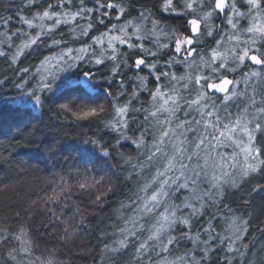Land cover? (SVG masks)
<instances>
[{
  "label": "snow or ice",
  "instance_id": "1",
  "mask_svg": "<svg viewBox=\"0 0 264 264\" xmlns=\"http://www.w3.org/2000/svg\"><path fill=\"white\" fill-rule=\"evenodd\" d=\"M0 10V134L31 140L45 118L92 130L76 138L82 163L59 177L39 228L28 208L15 223L0 217V264H70L41 244L71 238L59 205L76 189L102 207L116 182L92 264H264L244 211L264 200V0H0Z\"/></svg>",
  "mask_w": 264,
  "mask_h": 264
},
{
  "label": "trees",
  "instance_id": "2",
  "mask_svg": "<svg viewBox=\"0 0 264 264\" xmlns=\"http://www.w3.org/2000/svg\"><path fill=\"white\" fill-rule=\"evenodd\" d=\"M3 2L9 3V0H3ZM0 14L8 13L0 10ZM29 59L35 62L34 58ZM5 67L6 65L0 63V69ZM8 99H10L9 96L4 97V100ZM39 128L38 135L31 140L27 137L20 138V131L15 128L11 131L5 129V133L0 134V217L7 218L9 223H15L14 213L19 211L24 215L23 209L28 208L29 222H34L36 228H39L49 215L45 200L52 194V189L56 188L59 177L65 174L66 169L82 163L78 159L79 154L74 151V146L83 147L78 145L76 138L83 133L91 135L92 131L88 128L78 129L70 121L64 122L63 128H57L55 122L51 125L47 124L46 118L44 123L39 124ZM63 132H67L68 135L61 140L59 151L55 154L47 152L46 146L61 138ZM124 151L131 153L129 148H125ZM99 174H103L105 179L113 175L111 169L108 173ZM113 180H115L114 176ZM72 183L75 184L76 180L73 179ZM116 184L118 185L117 196L112 197L109 194V203L113 206H115V200L121 198L120 189L123 187L119 185V182ZM247 191L248 188L243 187L241 191L233 193L231 196L233 207L240 204ZM94 199V196L82 194L74 189L71 199L64 203L78 204L80 213L73 216L71 211L64 208V203L59 205L72 226L71 238L67 245H64L62 241L46 236L41 242L42 247H58L60 259L70 261V264H92V257L96 253V227L102 226L101 221L110 212L109 203L98 207L92 203ZM49 207L56 208L57 205H49ZM244 211L253 217L250 232L258 241L256 247H259L260 243H264V236L256 231V228L258 226L264 229V200L257 197L254 204ZM80 215L85 218L84 224L79 221ZM54 231L61 234L59 227ZM36 254L40 255V251L38 250Z\"/></svg>",
  "mask_w": 264,
  "mask_h": 264
}]
</instances>
